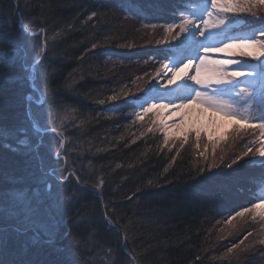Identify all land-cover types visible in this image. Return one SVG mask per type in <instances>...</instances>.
<instances>
[{
    "label": "trees",
    "instance_id": "obj_1",
    "mask_svg": "<svg viewBox=\"0 0 264 264\" xmlns=\"http://www.w3.org/2000/svg\"><path fill=\"white\" fill-rule=\"evenodd\" d=\"M184 1L0 0V50L20 49V59L0 72V199L10 208L18 202L8 199L9 190L17 189L60 219L53 244L43 243L42 233L33 243L34 232L12 231L24 225L6 212L0 217L8 232L6 264H264L256 223H231L236 212L264 197V159L249 160L256 157L250 142L257 126L230 133L217 153L205 157L190 147L165 146L157 131L130 120L136 104L128 96L136 91L110 101L138 72L151 76V56L170 50L160 46L162 30ZM258 15L229 31L260 28L264 11ZM26 27L43 32L31 35ZM40 45L43 56L37 55ZM38 59L34 83L44 95L40 107L50 115L48 125L38 119L36 125L29 113L30 105L38 108L27 97L36 94L29 78ZM35 125L48 131L36 136ZM22 137L42 144L46 166L64 142L69 174L89 186L71 210L36 195L47 191L43 165L29 149L9 147ZM248 147L249 157L232 164ZM65 185L68 196L76 193L74 178Z\"/></svg>",
    "mask_w": 264,
    "mask_h": 264
},
{
    "label": "snow or ice",
    "instance_id": "obj_2",
    "mask_svg": "<svg viewBox=\"0 0 264 264\" xmlns=\"http://www.w3.org/2000/svg\"><path fill=\"white\" fill-rule=\"evenodd\" d=\"M264 4V0H210V5L212 9H220L224 14H236L240 18L246 19V14L250 13V7L253 5ZM241 5H248L249 7H242ZM183 11H191L190 8L185 7ZM96 12H92L91 16L95 17ZM210 16L211 13H208ZM254 15V14H253ZM227 18V17H226ZM173 19H176L174 16ZM261 20H264V16L261 17ZM228 22H231V19H228ZM225 24V20L221 19L219 22H212L210 19L201 18V23L198 25L195 18H186L181 16L178 24L168 23L167 28L171 30L173 27H178L179 33L186 34L191 30H196L199 36L203 37L208 30L217 29ZM23 27L22 25L20 26ZM43 31V29H41ZM96 44L92 45V48L95 49ZM40 51L37 55H40L43 52V46H39ZM213 54H229V56H240V57H253L259 58L264 56V24L261 25L260 29L256 34L247 39H232L228 42L220 44L218 46H208L205 45L201 47V54L198 57H192L186 59L180 65L175 67H168L164 65L163 67L170 74V79L167 80V86H173L174 82H179L181 79H188L190 82H193L197 88L194 91V95L186 98L180 99L179 102L174 105L168 103H161L158 106L156 104L151 105L150 107H144L143 113L147 114L153 109H169L170 113L178 114L176 120L179 123H173L171 121L165 120L161 113L157 111V115L161 118L156 121L160 125V130L163 135L164 145L167 146L169 142H174L180 140L185 142L188 139V136L192 133L195 134L197 141H199L202 133H207L209 141L215 146L219 140H223L227 137L228 132L235 131L237 134L241 130H244L249 127V117L241 116L238 111H236L229 101L224 98L218 97L216 92L218 87L221 85H231L239 84L240 78L245 76L253 75V73L243 70L239 67L240 61L234 58H224V59H213L211 58ZM20 59V49L11 48L7 50H0V72L7 71ZM235 66V67H234ZM194 69V74L190 70ZM230 69V70H229ZM159 73V70H158ZM163 74V73H159ZM9 81H14L15 76L9 75ZM148 86H151L149 84ZM242 91H247V89H242ZM112 100L118 99V97H111ZM101 104L104 101H100ZM193 105L198 106V111L208 114V119L201 124H196L195 121L191 123L185 122V113L180 111L181 109H188ZM139 118V117H138ZM256 119H259L261 122L257 125L259 129H264V117L260 116ZM46 126V125H44ZM211 127V131L209 128ZM34 130L37 135H39V127L34 126ZM153 129H149L152 131ZM179 130V131H178ZM2 131V130H0ZM213 131L218 132L217 135L213 136ZM264 136V132L261 133ZM17 147L12 148L13 151H19L20 148H27L35 156L37 161L43 165V157L40 154V149L42 144L38 141L35 144H32L27 137H22L17 141ZM183 146V143L181 144ZM199 147V143H197ZM253 152L251 147H248L242 155L237 156L235 160L232 161V164L238 163L244 157H249V154ZM258 156L264 158V141H261V146L257 150ZM58 156L59 153L57 152ZM254 157H250L249 160ZM248 161H246L247 163ZM231 167V164L228 165ZM64 169H60V174H56V170L53 169L51 173L47 170H44L42 167V182L48 184V177L51 175L59 184H67L69 182L70 176L76 181V193L72 196H67L65 191H57L52 193L46 191L43 194L36 193V195L51 200L58 210L68 208L71 210L77 203L79 196L82 194L83 190H86L89 186L84 184L81 186L79 176H76L74 173L68 175L63 174ZM203 172V169H201ZM103 180L99 181V184H102ZM20 198L19 190L10 189L8 193V199L15 203ZM260 209L261 215H264V200L259 203L253 204L252 208H244L241 212H236L237 216H241L244 212H251ZM9 215L12 212L6 207L4 200L0 199V217H3L5 213ZM18 216H22L21 223L24 227L21 228H12L14 232H27L32 230L34 232L33 243H36L40 239V234L42 233L46 239L42 242L45 244H53L55 242L56 235L59 230L60 219L54 215L42 216L37 212V209L33 207L30 201H25L17 213ZM78 215V213H75ZM108 213L105 212L104 218L107 221ZM108 223H112L108 221ZM8 232L4 227H0V264H6V260L3 255L4 241L6 239ZM70 234V232H69ZM126 242V239H125ZM231 251V248H229Z\"/></svg>",
    "mask_w": 264,
    "mask_h": 264
},
{
    "label": "rangeland",
    "instance_id": "obj_3",
    "mask_svg": "<svg viewBox=\"0 0 264 264\" xmlns=\"http://www.w3.org/2000/svg\"><path fill=\"white\" fill-rule=\"evenodd\" d=\"M222 2H224V0H222ZM184 6L190 8L191 11H183L184 8L181 9L179 11V14L175 16L176 19H173L170 23L178 24L180 17L183 16L186 18H195L196 23L198 25L201 23V18L210 19L212 22H217V23L219 22V20L223 19L225 20V24L217 29L208 30L203 37L199 36L196 30H191L186 34L179 33L178 27H173L171 30H168L166 24L164 26V29L162 30V34L160 35L159 41H161L160 46H168L170 50L167 52L168 50L167 49L166 54L160 53V51L159 52L156 51L155 54L151 56V61L156 63L158 59L155 60L154 57L157 58L160 56L166 59L160 58V63L157 64L153 63L154 68L151 69L152 73L150 77H147L149 71L148 72L142 71L141 73L138 72L134 78L127 81L126 84L122 85L115 92V94L112 95V97L116 96L118 97V99L116 100L110 99L111 102L117 103L125 96H127L129 93L136 91L131 96H128V98H132V100L135 101L136 105L135 106L133 105L132 111L128 113L127 117H129L130 120L136 118L135 119L136 121L138 120L140 122H143L144 125L150 126L149 129L151 128L153 129V131H157L161 136L163 135L160 130V125L156 123V121H158L161 118V116H158L156 114L157 111L161 113V115L165 120L171 121L174 124L179 123V121L176 120V116L178 114L170 113L169 109L167 108L153 109L149 113L144 114L143 108L150 107L153 104H156L158 106L161 103H168L170 105H174L175 103L179 102L180 99H186L194 95V91L197 88V86L193 82H190L186 78L179 80V82H174L173 86L170 87L167 86V80L170 79L171 77L163 66L164 65H167L168 67L178 66L182 62L186 61V59L193 57L188 52L191 53L193 52L199 56L201 54V47L205 45L218 46L232 39L251 38L260 29V28L252 29V31L251 30L247 31L245 29H241V30L235 29V31H229L230 28H235V26H237L245 18H240L236 14H224L223 12H221L220 9H212L210 5V0H186ZM241 6L246 8L249 7L248 5H241ZM263 11H264V4L251 6L250 13L246 14V20L250 22L251 21L256 22L257 20H259L258 18L261 16L258 14L262 13ZM254 12L256 15H253ZM208 13H211V15L209 16ZM228 19H231L230 23L228 22ZM19 21H21V16H19ZM146 25L147 24L143 22L141 27H145ZM154 28L157 29V27ZM31 32L37 33L38 30H33ZM211 58L213 59L234 58L240 61L239 67L241 69L253 73V75L241 77L239 84L219 86L216 95L218 97L224 98L225 100L229 101V103L233 105L234 109L238 111L241 116L249 117V125L257 126L261 121L256 118L260 116L264 117V56L259 58H253V57H240L238 55L231 57L229 56V54H213ZM140 68H144V65L142 66L140 65ZM158 70L159 73H163V74L162 75L159 74ZM190 72L194 74V69L190 70ZM34 78H35V72L33 75L32 74L30 75V82H31V86L33 87L32 89L35 91L36 94H30L32 98L29 99H31L34 103H36L38 105V108H33L32 111L31 105L29 106L30 117L31 115L35 116V120L33 121V123L36 122V119H38L39 121L46 122L47 124L46 123L45 124L48 125V122L46 120L49 119L50 115L46 112L45 107H40L42 106L44 95L41 91H39L38 87H36L34 83ZM149 84H151V86H148ZM245 88L247 89V91L246 92L242 91V89ZM113 107H110V110H113ZM180 111H183L185 113L186 123H191L192 121H195L196 124H201L208 119V114L198 111L197 105H193L188 109H181ZM31 120H33L32 117ZM35 124L37 125V122ZM46 127L49 126H44V128ZM40 130L43 131V132L41 131L42 133L48 131V129H40ZM209 130L210 131L212 130L211 127L209 128ZM258 130H259L258 136L252 137L250 142V144H252V147L253 148L255 147V152H256V157L251 159V161L264 159V158H260L257 152V150L261 146V141H264V136L261 135V133L264 132V129L258 128ZM234 132L235 131L230 130L227 134V137L223 140H219L215 144V146H213V144L209 141L207 133H202L199 141H197L195 134L192 133L188 136V139L185 142L176 140L173 145V142L170 141L168 145L170 147L173 146L190 147L193 151L202 152V154L205 157H208L210 154L214 155L215 153H217L218 149L221 148L223 142L226 139H228L230 133L234 134ZM54 134H55L54 137L56 139L60 138L58 133H54ZM217 134L218 132L213 131V136ZM36 136L39 135L36 134ZM51 137L49 138L51 139ZM182 143L183 146H181ZM197 143H199V147H197ZM64 150H65L64 142H62L61 146H58L56 150L54 149L51 151L52 156L54 157L53 163L50 164L51 166L43 165L42 166L43 169L47 170L49 173H51L52 170L55 169L56 174L59 175L60 169L63 168L64 169L63 174L68 175L70 170H72L73 165L70 163L69 157L66 151ZM57 152L59 153L58 156L56 155ZM51 177L52 176H49L47 178L48 179L47 191H50L52 193H56L57 191L67 192L66 188L69 187L70 185L67 186L65 184H59L53 177H52L53 179ZM33 200L34 198L32 196H28L27 193H24L23 195L20 194V198L16 201L18 203L11 205L10 208L7 207L12 212V214L11 215H9L8 213L7 214L10 217L14 218L15 221L22 224L21 223L22 216H18L17 213L20 211L25 201H30L33 207L37 209V212L40 215L42 216L51 215L42 212V209H40V207L37 204H34ZM262 200H264V197L260 201ZM35 202H36V197H35ZM260 212H261L260 209L251 212H244L243 215L237 216L234 219V221L231 223L241 225L243 224V222L246 221L255 222L256 225L258 226L257 229L255 230V233L258 235L259 241L264 243V215H261Z\"/></svg>",
    "mask_w": 264,
    "mask_h": 264
},
{
    "label": "water",
    "instance_id": "obj_4",
    "mask_svg": "<svg viewBox=\"0 0 264 264\" xmlns=\"http://www.w3.org/2000/svg\"><path fill=\"white\" fill-rule=\"evenodd\" d=\"M27 28V27H26ZM27 30H28V32H29V34H31V35H38V34H40L41 32H43V31H38L37 33H32L28 28H27ZM43 41H44V36H43ZM42 56H43V53H42ZM42 56H41V58H42ZM40 58V59H41ZM40 59H38V60H36L33 64H32V67H31V72H32V75L34 74V69H33V67H34V65L40 60ZM30 79V78H29ZM31 88H33L32 86H31ZM28 98H32L31 97V95L30 94H28V96H27ZM42 131V130H41ZM43 132V131H42Z\"/></svg>",
    "mask_w": 264,
    "mask_h": 264
},
{
    "label": "bare ground",
    "instance_id": "obj_5",
    "mask_svg": "<svg viewBox=\"0 0 264 264\" xmlns=\"http://www.w3.org/2000/svg\"><path fill=\"white\" fill-rule=\"evenodd\" d=\"M191 56H193V57H198V55H196L195 53H191V52H188ZM160 58H162V59H166V58H164V57H157V58H155V60H157V62L155 63V62H153L154 64H157V63H160ZM170 120V119H169Z\"/></svg>",
    "mask_w": 264,
    "mask_h": 264
}]
</instances>
